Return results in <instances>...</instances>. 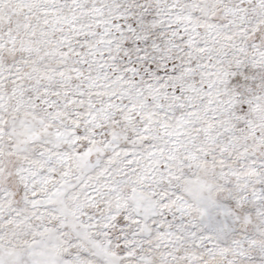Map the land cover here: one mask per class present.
Listing matches in <instances>:
<instances>
[{
	"label": "snow or ice",
	"instance_id": "6c2138e0",
	"mask_svg": "<svg viewBox=\"0 0 264 264\" xmlns=\"http://www.w3.org/2000/svg\"><path fill=\"white\" fill-rule=\"evenodd\" d=\"M0 264H264V0H0Z\"/></svg>",
	"mask_w": 264,
	"mask_h": 264
}]
</instances>
